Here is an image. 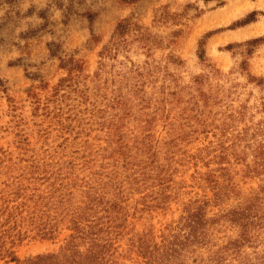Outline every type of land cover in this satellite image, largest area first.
Masks as SVG:
<instances>
[{
  "label": "rangeland",
  "instance_id": "obj_1",
  "mask_svg": "<svg viewBox=\"0 0 264 264\" xmlns=\"http://www.w3.org/2000/svg\"><path fill=\"white\" fill-rule=\"evenodd\" d=\"M0 264H264V0H0Z\"/></svg>",
  "mask_w": 264,
  "mask_h": 264
}]
</instances>
